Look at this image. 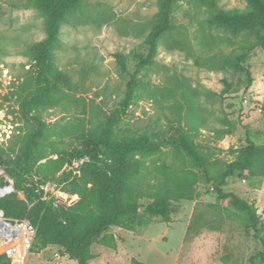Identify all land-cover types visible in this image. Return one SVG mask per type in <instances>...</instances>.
I'll list each match as a JSON object with an SVG mask.
<instances>
[{"label": "rangeland", "instance_id": "obj_1", "mask_svg": "<svg viewBox=\"0 0 264 264\" xmlns=\"http://www.w3.org/2000/svg\"><path fill=\"white\" fill-rule=\"evenodd\" d=\"M215 1L223 8L245 5L243 0ZM177 4L173 28L160 38L152 61L138 74L146 90L140 91L116 129L156 130L162 138L179 124L188 128V121L197 128L191 130L194 141L212 158L230 160L233 150L247 142H264V49L249 51L245 64L252 80L244 87L241 73L207 65L212 58L234 54L235 43L244 36L211 24L208 6L194 0ZM156 11L157 0H84L75 23L62 26L56 64L69 73L74 86L61 90L55 103L42 111L50 132L65 129L62 136L52 137L59 148L75 142L74 129L81 122L97 126L118 105L128 74L114 54L121 52L126 68L133 70L134 51L141 48ZM43 37V17L27 0H0V147L10 158L24 133L19 96L33 89L28 46ZM8 179L12 182L0 164V188ZM45 184L46 198L54 203L64 198L62 184ZM224 189L254 204L264 231V175L236 173ZM194 190L191 199L173 203L167 221L156 216L132 230L109 228L92 244L94 257L87 264H132L133 258L144 264H249L263 249L259 240L246 235L222 209L225 201L210 185L198 183ZM18 196L24 198L21 192ZM24 264L75 263L59 247L47 246L39 252L29 249ZM253 264H264V258Z\"/></svg>", "mask_w": 264, "mask_h": 264}, {"label": "trees", "instance_id": "obj_2", "mask_svg": "<svg viewBox=\"0 0 264 264\" xmlns=\"http://www.w3.org/2000/svg\"><path fill=\"white\" fill-rule=\"evenodd\" d=\"M27 1L43 17L44 37L27 50L33 89L19 96L24 133L18 149L10 158L0 147V164L13 187L0 196V210L7 218L27 219L34 226L30 251L57 246L75 264H87L94 257L92 244L103 239L109 228L132 230L156 216L167 221L173 203L194 197V186L201 183L210 185L217 198L225 201L222 209L239 222L246 235L259 240L263 249L249 258V264L263 259V223L254 204L224 186L236 173L252 178L264 175V142L249 141L225 161L212 158L194 141L191 130L197 128L188 121V128L179 124L174 133L162 138L156 130L126 133L116 129L140 91L146 90L138 74L152 61L160 38L173 28L178 0H157L150 30L141 48L134 51L133 70L126 68L121 52L114 54L119 68L128 74L123 96L99 125L86 127L81 122L74 129L75 142L68 148H59L52 138L62 136L65 129L50 132L42 111L55 103L61 90L74 86L69 73L58 68L56 58L61 28L75 23L84 0ZM194 1L212 8L211 24L244 36L235 43L234 54L212 58L207 65L241 73L243 86L248 87L252 78L245 59L251 49H264V0H243V7L231 8L219 7L215 0ZM80 159L83 161L76 168L62 170ZM47 182L62 184L64 203L43 198L39 185ZM0 264H10L3 253ZM132 264L144 263L133 258Z\"/></svg>", "mask_w": 264, "mask_h": 264}, {"label": "built area", "instance_id": "obj_3", "mask_svg": "<svg viewBox=\"0 0 264 264\" xmlns=\"http://www.w3.org/2000/svg\"><path fill=\"white\" fill-rule=\"evenodd\" d=\"M8 184L2 188H6V193L12 190L8 185H12L10 179ZM43 190V198L45 197L47 184L39 185ZM4 191V192H5ZM5 193V194H6ZM64 199L59 198L55 204H62ZM0 253H3L9 260L10 264H24L25 258L33 241L35 228L27 219H11L3 215L0 211Z\"/></svg>", "mask_w": 264, "mask_h": 264}, {"label": "bare ground", "instance_id": "obj_4", "mask_svg": "<svg viewBox=\"0 0 264 264\" xmlns=\"http://www.w3.org/2000/svg\"><path fill=\"white\" fill-rule=\"evenodd\" d=\"M5 190H6V188H0V194L3 193ZM0 220H1V217H0Z\"/></svg>", "mask_w": 264, "mask_h": 264}, {"label": "water", "instance_id": "obj_5", "mask_svg": "<svg viewBox=\"0 0 264 264\" xmlns=\"http://www.w3.org/2000/svg\"><path fill=\"white\" fill-rule=\"evenodd\" d=\"M10 188H11V190H12V185H8ZM6 193V191L5 192H3V193H1L0 194V196H2V195H4ZM1 211V210H0Z\"/></svg>", "mask_w": 264, "mask_h": 264}]
</instances>
